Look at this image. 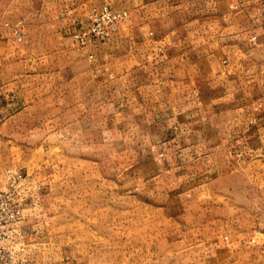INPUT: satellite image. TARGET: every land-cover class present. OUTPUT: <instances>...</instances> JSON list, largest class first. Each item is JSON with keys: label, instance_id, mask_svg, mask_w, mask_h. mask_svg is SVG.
<instances>
[{"label": "crops", "instance_id": "obj_1", "mask_svg": "<svg viewBox=\"0 0 264 264\" xmlns=\"http://www.w3.org/2000/svg\"><path fill=\"white\" fill-rule=\"evenodd\" d=\"M103 1L0 3V126L50 109L77 142L140 144L132 158L148 167L120 171L122 191L150 182L207 206L217 190L264 194V0H112L129 11L116 36L68 53L76 24Z\"/></svg>", "mask_w": 264, "mask_h": 264}, {"label": "rangeland", "instance_id": "obj_2", "mask_svg": "<svg viewBox=\"0 0 264 264\" xmlns=\"http://www.w3.org/2000/svg\"><path fill=\"white\" fill-rule=\"evenodd\" d=\"M16 25L25 32L16 22L13 33ZM72 32L64 49L73 44L81 53ZM14 40L18 49L24 38ZM51 41L47 54L55 55ZM16 113L13 124L0 126V171L11 165L29 174L30 201L19 223L26 251L17 255L28 264H264L260 185L253 184L255 195L217 190L208 206L183 204L182 195L152 190L150 182L122 191L120 171L148 167V160L132 158L140 144L77 142L50 109Z\"/></svg>", "mask_w": 264, "mask_h": 264}, {"label": "built area", "instance_id": "obj_3", "mask_svg": "<svg viewBox=\"0 0 264 264\" xmlns=\"http://www.w3.org/2000/svg\"><path fill=\"white\" fill-rule=\"evenodd\" d=\"M128 17L127 10L114 9L108 2L91 6L86 20L76 24L73 40L82 49L105 44L116 36ZM14 33L19 40L24 35L18 25ZM0 186V264H28L26 258L17 257L26 251L19 223L24 218L23 202L28 200L30 191L27 174L13 166L7 167L0 171Z\"/></svg>", "mask_w": 264, "mask_h": 264}]
</instances>
